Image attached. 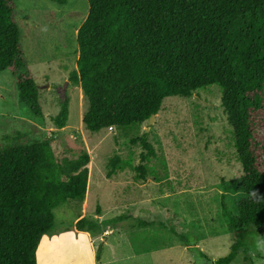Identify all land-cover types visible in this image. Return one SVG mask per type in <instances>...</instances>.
Instances as JSON below:
<instances>
[{"label": "rangeland", "instance_id": "374dc122", "mask_svg": "<svg viewBox=\"0 0 264 264\" xmlns=\"http://www.w3.org/2000/svg\"><path fill=\"white\" fill-rule=\"evenodd\" d=\"M13 1L42 117L19 99L12 74L0 73V149L49 139L58 161L81 151L90 156L86 196L54 210L57 224L72 229L43 236L37 262L205 264L208 259L215 264L241 240L244 248L230 264H264V226L228 230L227 217L237 215L246 192L238 183L243 168L221 105V87L166 97L152 123L89 131L82 120L88 102L69 78L77 70V33L88 15V0ZM65 99L68 119L58 129L54 117ZM257 139L264 161V130ZM81 218L88 221L84 231L74 228Z\"/></svg>", "mask_w": 264, "mask_h": 264}, {"label": "trees", "instance_id": "16d2710c", "mask_svg": "<svg viewBox=\"0 0 264 264\" xmlns=\"http://www.w3.org/2000/svg\"><path fill=\"white\" fill-rule=\"evenodd\" d=\"M88 4L77 33V70L69 76L88 102L82 116L85 128L96 132L142 125L158 114L166 97H188L205 86L219 85L243 168L239 187L246 192L237 203V215L227 217L228 230L264 226V161L257 139L264 130V0ZM5 71L14 77L19 99L42 117L13 0H0V73ZM68 107V99L63 100L54 117L58 129L66 125ZM142 143L153 153L146 140ZM89 162L86 151L56 160L49 139L0 149V264H39L41 238L71 231V226L57 224L54 210L84 199ZM117 163V158L111 161L113 170ZM87 222L81 218L74 228L84 231ZM241 248L244 243L236 240L215 264H230ZM200 258L206 256L200 253Z\"/></svg>", "mask_w": 264, "mask_h": 264}, {"label": "water", "instance_id": "95a60500", "mask_svg": "<svg viewBox=\"0 0 264 264\" xmlns=\"http://www.w3.org/2000/svg\"><path fill=\"white\" fill-rule=\"evenodd\" d=\"M155 117L156 115H152L150 118H149V123H152L154 120H155ZM211 264H214L213 262H211Z\"/></svg>", "mask_w": 264, "mask_h": 264}, {"label": "built area", "instance_id": "2783aa9c", "mask_svg": "<svg viewBox=\"0 0 264 264\" xmlns=\"http://www.w3.org/2000/svg\"><path fill=\"white\" fill-rule=\"evenodd\" d=\"M109 129H112V127H109Z\"/></svg>", "mask_w": 264, "mask_h": 264}, {"label": "flooded vegetation", "instance_id": "af4514ba", "mask_svg": "<svg viewBox=\"0 0 264 264\" xmlns=\"http://www.w3.org/2000/svg\"><path fill=\"white\" fill-rule=\"evenodd\" d=\"M205 264H208L207 262Z\"/></svg>", "mask_w": 264, "mask_h": 264}, {"label": "crops", "instance_id": "0c3cea01", "mask_svg": "<svg viewBox=\"0 0 264 264\" xmlns=\"http://www.w3.org/2000/svg\"><path fill=\"white\" fill-rule=\"evenodd\" d=\"M84 233H87V232H84Z\"/></svg>", "mask_w": 264, "mask_h": 264}]
</instances>
